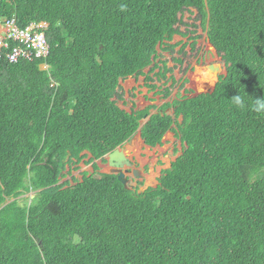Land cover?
<instances>
[{
	"label": "trees",
	"instance_id": "16d2710c",
	"mask_svg": "<svg viewBox=\"0 0 264 264\" xmlns=\"http://www.w3.org/2000/svg\"><path fill=\"white\" fill-rule=\"evenodd\" d=\"M192 9L225 72L196 95L184 80L140 127L151 107L121 108L120 84L167 79L160 52ZM13 15L46 22L50 49L0 58V264H264V114L230 99L264 96V0H0ZM139 127L151 148L181 143L143 192L95 162Z\"/></svg>",
	"mask_w": 264,
	"mask_h": 264
},
{
	"label": "rangeland",
	"instance_id": "374dc122",
	"mask_svg": "<svg viewBox=\"0 0 264 264\" xmlns=\"http://www.w3.org/2000/svg\"><path fill=\"white\" fill-rule=\"evenodd\" d=\"M190 12H185L182 16L183 25L179 26L182 35H175L171 43H178L179 46L175 48V53L169 51H161V61H166L169 68H173L172 73H167V79L156 81V77H152V81H145V75H140L134 78L127 79L121 82V91L124 92V101H118V105L127 110H139L146 107H151L148 115L140 122V127L146 123L149 117L156 113L158 109L166 102L172 101L175 98L180 84L186 80L185 89H192L194 94L205 92L213 88L214 83L219 75L224 74L225 69L223 63L216 54L214 48L208 43L206 37L207 24L203 25L201 21H197L196 11L194 9ZM188 30L190 33H188ZM185 45L184 53H177L181 47ZM181 59L182 63L174 60ZM214 67L213 69H209ZM149 68L143 72L148 73ZM174 78L175 82L170 79ZM156 85L157 89L149 91L146 86ZM168 97L163 95L164 88H169ZM183 94V91H180ZM133 93V96H131ZM170 115L172 110L167 109ZM139 127V128H140ZM129 144V145H127ZM140 146V151H139ZM119 148L124 152L126 158L131 162L132 166H124L127 169L125 176L127 178V187H137L140 192H143L148 186H156L157 180L163 170L170 167V163L181 153V143L174 136L172 132L165 135L161 145L154 149H146L142 143L138 130L130 139L124 142ZM138 150V152H137ZM131 156L129 158V156ZM85 159H88L85 157ZM105 161V162H104ZM99 163V172L111 173L115 166L108 163V156H104V160H96ZM83 168V170H82ZM80 170V171H79ZM101 170V171H100ZM71 172L72 176L79 179L81 173L92 172V163L78 167ZM71 176H65L60 182L69 180ZM33 192L27 196L31 198Z\"/></svg>",
	"mask_w": 264,
	"mask_h": 264
},
{
	"label": "built area",
	"instance_id": "2783aa9c",
	"mask_svg": "<svg viewBox=\"0 0 264 264\" xmlns=\"http://www.w3.org/2000/svg\"><path fill=\"white\" fill-rule=\"evenodd\" d=\"M46 28L44 21L20 27L15 16L4 19L0 22V58L4 56L11 63L46 58L50 49Z\"/></svg>",
	"mask_w": 264,
	"mask_h": 264
},
{
	"label": "water",
	"instance_id": "95a60500",
	"mask_svg": "<svg viewBox=\"0 0 264 264\" xmlns=\"http://www.w3.org/2000/svg\"><path fill=\"white\" fill-rule=\"evenodd\" d=\"M209 69L214 70V67H211ZM217 80H218V78L216 79V82H217ZM215 83H214V85H215ZM214 85H213V87H214ZM138 132H139V136H140V129H138ZM140 138H141V136H140ZM107 156H108V163L111 166L116 167V169L111 171V173L117 174L118 180L120 182H122L123 185L127 186L126 185L127 178L125 176V172H127L128 170L123 169V167L124 166H128V167L132 166L131 162L126 158L124 152L119 147L114 149L112 152L108 153ZM31 198H33V195L31 196Z\"/></svg>",
	"mask_w": 264,
	"mask_h": 264
},
{
	"label": "clouds",
	"instance_id": "9594fccd",
	"mask_svg": "<svg viewBox=\"0 0 264 264\" xmlns=\"http://www.w3.org/2000/svg\"><path fill=\"white\" fill-rule=\"evenodd\" d=\"M122 8H123V6H122ZM13 16H15V15H13ZM15 18H16V16H15ZM4 19H8V18H2V19H0V22H2ZM43 68H46L45 64H43ZM248 97H251V96L247 95L245 92H244V95H241V94H239V92H237V94L233 95L230 99H231V103L237 108L243 109V108L247 107L249 110H251L257 114H264V96H261L259 98L251 97L250 100L248 99Z\"/></svg>",
	"mask_w": 264,
	"mask_h": 264
},
{
	"label": "crops",
	"instance_id": "0c3cea01",
	"mask_svg": "<svg viewBox=\"0 0 264 264\" xmlns=\"http://www.w3.org/2000/svg\"><path fill=\"white\" fill-rule=\"evenodd\" d=\"M137 77H138V76H137ZM130 78H131V77H129V78H127V79H130ZM127 79H126V80H127ZM134 79H136V78H134ZM124 81H125V80H124ZM146 88H148V87L146 86ZM212 89H213V88H212ZM212 89H211V90H212ZM149 91H150V90H149ZM208 91H209V90H208ZM205 92H207V91H205ZM200 93H202V92H200ZM196 94H199V93H195L194 95H196ZM124 95H125V94H124ZM131 96H133V93H131ZM143 109H144V108H143ZM139 110H141V109H139ZM171 110H172V109H171ZM169 132H171V131H169ZM138 133H139V132H138ZM167 133H168V131L166 132V134H167ZM166 134H165V135H166ZM165 135H164V137H165ZM139 137H140V136H139ZM164 137H163V139H164ZM140 139H141V138H140ZM163 139H162V142H163ZM141 141H142V139H141ZM142 143L144 144L143 141H142ZM127 145H129V144H127ZM144 145H145V144H144ZM154 148H155V147H154ZM154 148H151V147L145 145V150H146V149L150 150V149H154ZM138 149H139V151H140V146H139ZM154 150H155V149H154ZM137 152H138V150H137ZM127 155L129 156V154H127ZM89 157H90V156L88 155L86 158L89 159ZM130 157H131V156H129V158H130ZM88 159H85V158H84L83 161H81V162L78 164V167L80 168V165H81V166L86 165V164H87L86 162L88 161ZM95 162H96V161H95ZM96 164H97V166H100L98 162H96ZM82 170H83V168H82ZM79 171H80V170H79ZM100 171H101V170H100ZM72 172H74V171H72ZM103 173H105V172H103ZM71 174H72V173H71ZM71 176H72V175H71ZM73 177H75V176H73ZM148 187H153V186H148ZM146 188H147V187H146ZM146 188H145V189H146ZM139 192H140V191H139Z\"/></svg>",
	"mask_w": 264,
	"mask_h": 264
}]
</instances>
